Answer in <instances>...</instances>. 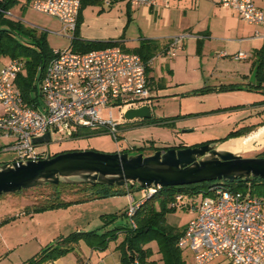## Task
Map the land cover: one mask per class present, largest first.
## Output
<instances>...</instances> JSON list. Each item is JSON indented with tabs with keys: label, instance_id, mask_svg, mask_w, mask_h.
Wrapping results in <instances>:
<instances>
[{
	"label": "built area",
	"instance_id": "2783aa9c",
	"mask_svg": "<svg viewBox=\"0 0 264 264\" xmlns=\"http://www.w3.org/2000/svg\"><path fill=\"white\" fill-rule=\"evenodd\" d=\"M132 4H155V0H131ZM224 6L235 9L249 23L264 28V9L254 0H220ZM83 0H32L34 9L57 17L63 30L72 32L78 26ZM72 36V37H73ZM264 37V34L262 35ZM186 34L172 37L167 54L176 56L183 46ZM248 58L246 52L234 55ZM25 60L13 58L0 71V136L14 137L10 144L17 152L16 160L43 159L50 150L40 151L35 138L47 132L70 138L80 128H106L114 132L119 123L101 117L103 107L116 104L122 112L130 107L148 103L151 84L148 69L153 58L129 51L120 45L77 52L72 48L54 50L39 83L40 102H26L17 84L25 68ZM119 147H122L119 145ZM131 150L133 146H130ZM119 152H123L120 151ZM159 188H147L153 195ZM131 202L128 217L136 226L134 215L143 201L137 202L129 193ZM184 193L175 202L183 201ZM197 205L196 215L188 222L179 239V245L190 249L197 264H209L226 256L233 264H264V195L232 190L224 184L205 188Z\"/></svg>",
	"mask_w": 264,
	"mask_h": 264
},
{
	"label": "rangeland",
	"instance_id": "374dc122",
	"mask_svg": "<svg viewBox=\"0 0 264 264\" xmlns=\"http://www.w3.org/2000/svg\"><path fill=\"white\" fill-rule=\"evenodd\" d=\"M103 6L105 3L87 5L86 14L89 17H96ZM115 8H118L117 4ZM11 11L14 17L21 19L29 27L39 32L45 31L48 48L63 50L70 47L73 33L63 30L62 22L57 17L40 12L31 4H27L24 10L16 5L11 8ZM254 73L256 74V69ZM222 81L226 84L213 78L208 85L211 90L201 91L204 84L194 82L195 84L192 85H169L171 82L168 78L167 86L160 88L161 94L148 99L153 113L151 119L128 121L118 105L109 104L103 107L101 117L104 121H109L110 112H112L113 120L119 123L116 132L113 129H102L101 132L80 136H77L78 132H74L70 138H63L61 134L53 133L50 143H41L37 148L40 151L50 150L52 153L68 149L115 152L120 145L144 147L143 152L150 154L156 147L164 148L181 144L197 146L209 140L225 137L236 130L244 128V131H248L246 127L250 125H252L250 127H257L264 124V103L258 101L264 97V88L250 84L230 85L231 80ZM214 84L218 85L214 86ZM196 85H200L199 89L189 94L186 92V89ZM178 86L180 88H176ZM168 89L170 92L167 91ZM175 91H178V94ZM222 144L220 143V146ZM7 145L8 143L0 142V150L3 149L2 147L7 148ZM242 147L246 148L241 151L244 156H258L264 144L258 146L259 149ZM130 153H139V151L134 150ZM13 158L14 160L17 158V152L0 151V161H11ZM146 191V188L133 189L134 199L139 200L146 195ZM204 191L205 188L198 193H184L183 202L200 203ZM47 193H49L47 189H29L17 195L7 194L0 197V264H7L8 261L16 259L24 263L37 253L39 237L46 242L55 236L51 241L52 244L62 237L58 233L62 231L68 234L78 224L84 226L91 223V228H96L101 224L102 215L120 213L131 202L129 194L122 193L57 207L52 209V212H47L48 210L36 212L34 217L25 212L28 205L38 202ZM246 193L264 195V179L253 187L250 183ZM195 213L188 209H178L169 214L168 218L172 223H179L182 226ZM124 220L128 224V220ZM152 244L158 248L156 241H152L150 245ZM158 253L155 252V254ZM184 256L189 261L195 260L194 253L188 248L184 249ZM222 259L224 258L221 257L220 260Z\"/></svg>",
	"mask_w": 264,
	"mask_h": 264
},
{
	"label": "crops",
	"instance_id": "0c3cea01",
	"mask_svg": "<svg viewBox=\"0 0 264 264\" xmlns=\"http://www.w3.org/2000/svg\"><path fill=\"white\" fill-rule=\"evenodd\" d=\"M31 1L19 0L14 6L17 5L24 10L27 4H31ZM254 1L257 6L264 9V0ZM98 3L99 5L105 3V6L100 9L99 15L96 17H89L86 14V8L81 10L79 36L88 40L118 39L120 46L122 45L121 47L129 51L149 43L150 49L144 48L143 52L153 58V63L148 69L151 84L150 98L161 94L160 88L167 86L168 78L171 82L169 85H192L195 84L194 82H198L196 84H204L205 87L210 85L209 82L213 78L220 80L223 84L226 83L222 80H231L230 85H258L259 81L257 76L255 78L254 70L261 56L259 51L264 48V37L262 36L264 28L247 22L235 9L222 5L220 0H155V4L143 5L132 4L131 0H121L114 3L111 0H100L95 5ZM116 4L118 8H115ZM6 15L18 19L13 16L11 10L6 12ZM180 34H186V37L183 39V46L177 55L171 56L165 53L172 37ZM239 52H246L248 58H234V55ZM12 59L10 56L0 55V71ZM199 86L189 87L186 92L189 94L191 91L199 89ZM176 88H180V86ZM176 88L174 89L177 90ZM253 89L255 90V87ZM167 91L170 92L169 89ZM175 93L178 94V91ZM258 101L264 103V97ZM3 112L4 107L0 102V114ZM15 140L12 136H0V142L2 144L8 143L7 146H10ZM2 148L3 151H15L10 147ZM13 160L14 158L11 159V161ZM3 162H10V160L0 161V163ZM52 211L50 209L47 212ZM192 211L196 212L195 209ZM35 214L30 215L34 217ZM124 219L128 220L126 215L105 226V221L101 217V224L96 228H91V223L84 226L78 224L68 234L62 233V231L58 234L63 237L76 230L103 232L116 226L126 225ZM190 220L182 226L185 228ZM169 222L172 223L170 220ZM172 224L181 226L179 223ZM54 238L55 236L50 241L44 242L39 237L37 253L51 243ZM123 239V232L119 233L118 237L101 245H98L100 239L88 240L84 238L76 243L70 251L44 264H122V251L118 245ZM151 246L155 252L158 251L155 245L152 244ZM161 257V253H154L152 259H157L159 264H163ZM221 257L224 259L220 260ZM189 262L197 264L196 260ZM21 263L18 259L7 262V264ZM209 264L233 263L226 256H220Z\"/></svg>",
	"mask_w": 264,
	"mask_h": 264
},
{
	"label": "trees",
	"instance_id": "16d2710c",
	"mask_svg": "<svg viewBox=\"0 0 264 264\" xmlns=\"http://www.w3.org/2000/svg\"><path fill=\"white\" fill-rule=\"evenodd\" d=\"M19 0H0V55H7L12 58H22L25 62L24 71L21 72L17 78V84L20 88L26 102L30 105H36L40 102L41 93L39 91L38 75L40 70L42 74L48 61L54 56V50L48 48L47 38L45 31H37L35 28H31L26 25L21 19H14L6 15V12L11 10V8ZM100 0H83L82 9H84L89 4H95ZM121 0H111L112 3ZM78 26L72 37V42L70 48L77 52H88L93 49L105 48L113 45H120L118 39L114 40H88L79 36ZM170 44V43H169ZM148 44H144L139 48H135L133 51L141 54L144 58H150L149 55H145L143 50L148 48ZM122 46V45H121ZM169 47V46H168ZM167 47V48H168ZM166 48V50H167ZM260 59L256 67V76L258 78V87H264V48L259 51ZM42 77V75H41ZM41 79V78H40ZM40 83V81H39ZM211 90L210 86L204 87L201 91ZM200 92V90H199ZM250 130L253 127H246ZM106 128H80L78 130V135H89L96 132H101ZM244 128L241 130L233 131L225 137L209 140L203 143H209L214 141H226L231 138L238 137L243 133ZM171 147H186V145L178 146H165L156 147L155 150L162 149L166 150ZM144 147L133 146L132 150L130 146L119 147L117 151L131 152L138 150L143 151ZM68 149L65 151H69ZM154 150V151H155ZM63 152V151H62ZM116 152V151H115ZM60 152L52 153L56 155ZM258 156H264V148L258 152ZM262 178H252L250 181L244 179H237L234 182H228L224 180H216L209 182H202L191 185H181V186H169L159 188L153 195L149 196L148 191H146V198L143 196L137 202L143 201L137 208L134 220L136 226H133L130 218L128 217V207L126 210L109 214L102 215L105 221V226L116 222V220L126 215L128 218V224L123 226H116L103 232L97 230H77L70 233L67 236L59 238L56 242L50 243L45 246L40 252L36 253L30 259H28L24 264H44L45 262L52 260L59 255L70 251L74 248V245L78 243L81 239H100L101 245L106 243L110 239L118 237L119 233H124V239L118 245V248L122 251V264H159L157 259H152L155 250L150 245L152 241H156L158 244V251L161 253L163 264H194L187 260L184 256V249L179 245V239L184 231V226L174 225L169 222L168 215L176 212L178 209H195L197 205L190 204L186 202H175L176 196L180 193H198L202 191L209 185L212 184H224L225 186L231 188L232 190H241L246 192L249 188L250 183L252 187L259 184ZM141 187L134 186H118V185H91L88 183L83 184H69L60 183L47 184L39 187L32 188L33 190L47 189L49 193L46 196H42L41 199L26 207L28 214H33L40 211H46L54 209L61 206H67L73 203L83 202L87 200H92L96 198H101L105 196H112L116 194H133V189H139ZM21 190L17 193H12L17 195L23 193ZM7 195L3 194L2 196ZM0 196V197H2ZM14 218V217H13ZM5 221V220H4ZM8 221V220H6Z\"/></svg>",
	"mask_w": 264,
	"mask_h": 264
},
{
	"label": "water",
	"instance_id": "95a60500",
	"mask_svg": "<svg viewBox=\"0 0 264 264\" xmlns=\"http://www.w3.org/2000/svg\"><path fill=\"white\" fill-rule=\"evenodd\" d=\"M42 71L38 75V86ZM123 114L128 121L153 117L150 103L130 107ZM262 133L264 124L226 141L158 149L150 154L79 149L56 155L50 152L43 159L3 162L0 163V196L60 183L137 185L147 189L216 180L264 179V156H244L241 152L220 148V143L233 139L248 142ZM51 140L50 132L34 139L36 143L46 144Z\"/></svg>",
	"mask_w": 264,
	"mask_h": 264
},
{
	"label": "bare ground",
	"instance_id": "6f19581e",
	"mask_svg": "<svg viewBox=\"0 0 264 264\" xmlns=\"http://www.w3.org/2000/svg\"><path fill=\"white\" fill-rule=\"evenodd\" d=\"M263 144H264V133H262L261 135L251 139L248 142H244V141L238 140V139L227 141V142L223 143L220 146V148L231 150L233 152H241V151L246 150V148H243L242 146L251 147V149H253V148H257L258 146H261ZM257 149H259V148H257Z\"/></svg>",
	"mask_w": 264,
	"mask_h": 264
},
{
	"label": "flooded vegetation",
	"instance_id": "af4514ba",
	"mask_svg": "<svg viewBox=\"0 0 264 264\" xmlns=\"http://www.w3.org/2000/svg\"><path fill=\"white\" fill-rule=\"evenodd\" d=\"M255 128V127H254ZM254 128H252V129H254ZM202 144H205V143H202ZM202 144H200V145H202ZM197 146H199V145H197ZM258 155V154H257Z\"/></svg>",
	"mask_w": 264,
	"mask_h": 264
}]
</instances>
